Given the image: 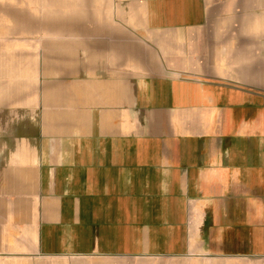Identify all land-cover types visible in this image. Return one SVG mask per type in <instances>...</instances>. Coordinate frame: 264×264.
<instances>
[{
  "label": "crops",
  "instance_id": "1",
  "mask_svg": "<svg viewBox=\"0 0 264 264\" xmlns=\"http://www.w3.org/2000/svg\"><path fill=\"white\" fill-rule=\"evenodd\" d=\"M69 1L0 78V264H264V0Z\"/></svg>",
  "mask_w": 264,
  "mask_h": 264
},
{
  "label": "rangeland",
  "instance_id": "2",
  "mask_svg": "<svg viewBox=\"0 0 264 264\" xmlns=\"http://www.w3.org/2000/svg\"><path fill=\"white\" fill-rule=\"evenodd\" d=\"M93 8V2L0 0V78H9L11 73L26 69L28 72L32 59H42L43 44L47 40L69 34L79 25V10ZM180 264L198 263L183 261ZM210 264L228 263L214 261Z\"/></svg>",
  "mask_w": 264,
  "mask_h": 264
}]
</instances>
